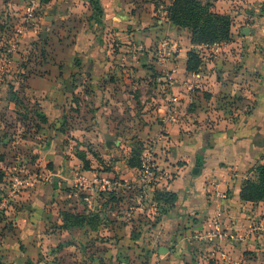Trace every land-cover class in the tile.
Masks as SVG:
<instances>
[{"label": "crops", "instance_id": "1", "mask_svg": "<svg viewBox=\"0 0 264 264\" xmlns=\"http://www.w3.org/2000/svg\"><path fill=\"white\" fill-rule=\"evenodd\" d=\"M96 2L102 12L98 17L88 0L40 1L39 13L28 21L32 25L24 33L32 43L44 35L45 50L53 54L42 65L44 77L30 83L44 99V114L63 117L70 111L64 107L66 102L74 108L70 112L74 120L81 123L73 129H92L91 140L105 138L109 148V157L103 160H111V169L99 171L96 158L74 155L78 164H94L93 171L82 168L76 173L56 151V162L65 168L48 171L51 190L59 191L55 187L59 178L68 179L70 186L79 188L72 195L76 205L87 202L91 211L86 213L95 215L103 207L110 218L119 208L124 211L121 219L130 220L132 215L135 219L139 214L160 219L157 227L166 242L176 248L191 242V249H196L193 258L200 264H264V202H244L239 197L242 183L264 163V64L232 68L221 62L227 47L215 45L209 51L198 49L203 61L188 72L192 47L187 30L169 24L164 14L154 21L151 4L145 0ZM167 35L173 45L163 65L156 50ZM180 35H185L182 45ZM166 74L171 83L159 82ZM85 86L90 88L87 94ZM172 97L178 102L172 103ZM83 99L89 108L81 104ZM82 116L88 118V128L83 127ZM127 129H136L143 145L152 142L162 172L141 193L138 167L130 164L134 146L122 144L121 134ZM60 145L56 142L55 149H61ZM123 148L130 149L129 154ZM52 155L46 151L47 165ZM83 177L92 183H78ZM103 177H115L117 186L95 184V179ZM81 187H88V197ZM156 192L174 195V203H158ZM215 221L224 230L221 239L210 235ZM117 225L119 232L128 228ZM180 251L171 254L168 249L162 256L187 262L189 253L183 256Z\"/></svg>", "mask_w": 264, "mask_h": 264}, {"label": "rangeland", "instance_id": "2", "mask_svg": "<svg viewBox=\"0 0 264 264\" xmlns=\"http://www.w3.org/2000/svg\"><path fill=\"white\" fill-rule=\"evenodd\" d=\"M15 1L0 0V263L200 264L193 258L196 257V249H191V242L180 248L166 242L162 236L163 230L157 227L160 219L153 221L146 215L142 217V214L135 219L133 215L130 220L121 219L124 211L121 212L119 208L112 211L114 217L110 218L104 215L103 207L95 215L86 213L85 210L91 211L86 206L87 202L81 203L80 207L76 205L72 195L79 188L70 186L68 179L59 178L60 184L55 182L59 191L51 190L52 181L48 171L65 168L59 167V161L56 162V151L57 155L69 163L66 167L76 173L82 168L93 171L91 166L94 164L90 167L85 163L78 164L72 157L74 155L87 157L86 159L96 158L95 162H100L96 164L101 168L99 171L111 169V160H103V157H109V148L105 138L99 136L98 142L91 140L92 129H73L81 123L74 120L75 115L70 114L74 108L66 102L64 107L68 106L70 111L63 117H48L44 114V99L30 83L44 77L42 65L47 59H53V54L45 50L44 35L41 34L40 37L37 34L39 39L34 43L25 36L24 33L32 22L25 21V3L15 4ZM145 1L151 4L154 21L161 19L163 14L166 17L170 0ZM200 1L211 5L208 17L202 18V21L222 16L229 33L226 40L210 42L203 34L194 39L189 29L180 28L189 32L186 36L192 47L191 52L195 53L198 60L194 70L203 61L198 49L205 48L209 51L215 45L227 47L222 52L221 62L229 63L232 68L253 62L264 64V0ZM38 13L37 9L34 16ZM168 23L174 26L171 22ZM218 26L219 24H214V27ZM19 28H22V32H19ZM184 36H181L179 45L183 44ZM163 39L170 47L173 45L170 35ZM69 78L74 80L76 76ZM68 90L70 85L65 88L66 92ZM83 92L87 94L90 88L85 86ZM87 103L86 99L81 101V104L86 105L85 108H89ZM226 104L229 102L223 105ZM49 106L47 103V109ZM82 111L83 114L86 112L85 109ZM83 122V127L88 128L87 117ZM122 133V144L130 148L134 146V152L139 151V147L144 148L136 129H127ZM57 136L58 140H55ZM56 142L61 143V149H55ZM47 150L53 152L50 168L46 163L49 160L45 157ZM125 151L129 154L130 149ZM108 157L105 159H109ZM60 173L63 174L64 170ZM112 178L116 180L115 177ZM87 190L88 187L80 188L85 197L90 195ZM100 193L105 192L102 190ZM65 212L81 215L89 224L84 222L74 225L73 221L69 227H65L62 222V214ZM134 222L137 224L133 226ZM117 223L128 228L125 232H119ZM161 248L169 249L171 254L181 250V255L189 253L191 258L187 262L173 261L170 256L163 258L167 252L162 256L159 253Z\"/></svg>", "mask_w": 264, "mask_h": 264}, {"label": "trees", "instance_id": "3", "mask_svg": "<svg viewBox=\"0 0 264 264\" xmlns=\"http://www.w3.org/2000/svg\"><path fill=\"white\" fill-rule=\"evenodd\" d=\"M88 1L93 8L95 16H100L102 12L96 0ZM210 7L211 5L209 2L203 3L200 0H172L166 9V18L176 27L189 29L194 39H196V36L203 34L210 42L226 40L229 29L227 24L224 23V17H211V19L205 22L202 21V18L208 17V10ZM214 24H219V26L214 27ZM194 54L189 52L187 61L188 72L195 71L194 69L198 64V60H196ZM142 149L143 147H139V151L137 152H134V149L131 150L130 164L133 167H139V156ZM47 166L50 168V163ZM239 197L240 200L244 202H264V163L255 168L253 178L247 179L242 183ZM154 198L158 203L160 202L163 205L173 204L175 201L174 195L165 192H156ZM62 218L65 227H69L73 221L75 222L74 225H81L84 224V222L89 224V222L86 221L87 219L81 215H72L65 212L62 214Z\"/></svg>", "mask_w": 264, "mask_h": 264}, {"label": "built area", "instance_id": "4", "mask_svg": "<svg viewBox=\"0 0 264 264\" xmlns=\"http://www.w3.org/2000/svg\"><path fill=\"white\" fill-rule=\"evenodd\" d=\"M171 1L172 0H170V2ZM39 3H40V0H27L26 1L25 7H24L25 21H31L34 19L35 17L34 13L39 7ZM169 48H170L169 43L163 39L160 41L159 46L156 50V57L158 58V61L163 65H165L168 61ZM159 82L171 83V78L166 74L164 75V79L159 80ZM171 102L177 103L178 102L177 97H172ZM138 173L140 177L139 187H138L140 193L152 187L157 182V179L160 177L162 173L155 162L153 146H152L151 141L144 145V148L142 149L140 153ZM78 183L82 185L83 184L86 185L87 183H92V182H90L87 178L83 177ZM95 184L105 186V187H108V186L116 187L117 186L116 180H114L112 177L111 178L103 177L101 179H95ZM217 196L224 197V194H218ZM210 235L212 238H218V239H221L225 236L224 230L221 229V224L218 221H215L213 223V228L211 230Z\"/></svg>", "mask_w": 264, "mask_h": 264}, {"label": "water", "instance_id": "5", "mask_svg": "<svg viewBox=\"0 0 264 264\" xmlns=\"http://www.w3.org/2000/svg\"><path fill=\"white\" fill-rule=\"evenodd\" d=\"M195 172H196V171H195ZM195 172H194V173H195ZM165 252H167V250H166V249H162V248H161L160 251H159V253H165Z\"/></svg>", "mask_w": 264, "mask_h": 264}]
</instances>
